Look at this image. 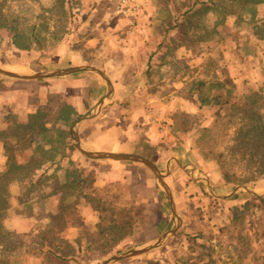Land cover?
I'll return each mask as SVG.
<instances>
[{
	"label": "rangeland",
	"instance_id": "1",
	"mask_svg": "<svg viewBox=\"0 0 264 264\" xmlns=\"http://www.w3.org/2000/svg\"><path fill=\"white\" fill-rule=\"evenodd\" d=\"M116 2L0 0V66L22 72L18 65L43 61L52 68L96 55L94 48H115L119 35L132 43L140 71L129 107L164 111V146L194 164L199 178L211 176L220 197L186 186L177 197L176 234L114 264H264V201L244 190L221 197L237 186L264 191V176L240 184L255 166L253 137L264 130V0H145L137 28L143 35L132 42L118 27ZM10 27L42 47L26 53L7 45ZM150 52H159L158 69L147 73ZM8 80L0 76V185L8 181L0 264H101L173 227L157 183L154 203L142 182L135 202L106 168L96 172L100 160L77 152L66 112L45 109L25 123L4 121ZM56 160L59 167H51ZM10 162L22 168L7 175Z\"/></svg>",
	"mask_w": 264,
	"mask_h": 264
},
{
	"label": "crops",
	"instance_id": "2",
	"mask_svg": "<svg viewBox=\"0 0 264 264\" xmlns=\"http://www.w3.org/2000/svg\"><path fill=\"white\" fill-rule=\"evenodd\" d=\"M116 16L118 27L126 40L132 42V40L142 38V31L137 30L141 18H139L137 26H131L128 17ZM88 41L93 40L89 39ZM124 43L122 36L119 35L115 48L104 49L102 47L101 50L94 48L96 55H92L90 52L91 55L87 53L85 60L66 61L57 68H48L47 63L43 61L40 62V65L20 64L18 66L22 72L61 69L80 65H90L102 71L112 85V96L96 116L79 124L78 137L82 147L88 151L135 155L152 162L161 174L166 173L164 180L170 189L178 214L177 197L184 193L186 186H205L208 192L207 185L196 176L194 164L180 162L178 157L174 156L176 151L171 154L170 147L164 146L168 128L164 111L157 107L153 108V106L137 109L129 107L131 105L129 104L130 99H132V96H128L129 90L137 85L139 79L140 61L138 57L140 52L130 47L132 43L129 45L126 43L124 45ZM158 55L159 52L148 53L144 64L147 73L158 69L155 64ZM110 74H114V76L112 77ZM8 81L10 82L6 83V86L9 88L4 89L3 92L2 107L6 110L4 121L13 118L19 123H25L40 111L51 109L52 111L66 112L67 117L64 120L70 123L69 132L73 121L95 106L106 92L103 80L96 73L88 71L41 80L10 79ZM14 109V112L11 111ZM59 162V160L51 162L50 166L57 168L60 165ZM93 165L97 168L98 174L101 172V168H106L108 177L114 178L118 184L125 185L129 199L135 202L139 201L142 190L139 184L142 182L150 194L147 200L154 203L157 182L153 174L142 164L131 161L100 160ZM187 168H190L189 175L186 172ZM203 179L208 182L212 192L218 196L212 188L215 183L211 176ZM208 194L211 195L209 192ZM169 214L172 216L170 210ZM165 218V215L161 216L164 221H166ZM166 231H163L161 235Z\"/></svg>",
	"mask_w": 264,
	"mask_h": 264
},
{
	"label": "water",
	"instance_id": "3",
	"mask_svg": "<svg viewBox=\"0 0 264 264\" xmlns=\"http://www.w3.org/2000/svg\"><path fill=\"white\" fill-rule=\"evenodd\" d=\"M85 71L96 73L103 80L105 87H106V92L103 95V97L97 102V104L95 106H93L90 110H88L84 114L78 116L73 121V123L71 124L70 134H71L75 149L77 150V152L82 157L87 158V159H91V160L131 161V162L140 163L143 166H145L153 174L154 178L156 179L157 184L162 189V191L165 195V198L168 202L169 210H170V212L174 218L173 227L171 229H169L168 231H166L165 233H163L162 235H160L158 238H156L150 242H147L145 244H142L140 246H136L127 252L120 253V254L114 256L113 258L105 260L101 263V264H114V263H117V262H120V261H123L126 259H130V258L139 256V255H142L144 253H147L148 251H151L157 247L164 245L178 231V229L181 225V219L175 210V206L173 203V199H172L170 189L164 180L166 173L161 174L159 172V170L157 169V167L152 162H150L144 158H141L139 156L124 155V154L109 153V152L88 151L84 147H82L80 140H79V137H78V126H79V124L84 120H87V119H90V118L96 116L100 112V110L103 108L105 103L111 98L112 92H113L112 85H111L110 81L108 80L106 75L102 71H100L99 69H97L93 66H90V65H80V66H72V67L61 68V69L46 70L43 72H35V71L19 72V71L11 70L7 67L0 66V76L5 77V78H9V79H16V80H41V79L67 76V75H71L74 73L85 72ZM200 179L205 182V184L207 185L208 192L213 197H215V198L220 197V196H216L212 192V190L210 189V187L208 185V182L205 179H203V178H200ZM237 190H244L248 194H250L254 197H257V198H260L264 195V192L260 193L258 195L253 194L248 189L247 186H237L230 194L225 195V196H221V197H230Z\"/></svg>",
	"mask_w": 264,
	"mask_h": 264
},
{
	"label": "trees",
	"instance_id": "4",
	"mask_svg": "<svg viewBox=\"0 0 264 264\" xmlns=\"http://www.w3.org/2000/svg\"><path fill=\"white\" fill-rule=\"evenodd\" d=\"M9 33H10V36L8 37L9 39L6 42V43H8L7 45H9V46L12 45L14 48H16L19 51L28 53V52L33 50L32 46L34 44L42 47L40 45L41 42H39V41L37 42V40H35V39L33 41V40L28 39V38H24L22 32L20 30H17V28H15V27H10ZM43 41H45V40H43ZM51 66L57 68V67L61 66V64H55V65L53 64ZM259 132H260L259 136L253 137L255 139L254 141L256 142V145L258 147L256 146L257 149H254L255 151L250 154L251 155L250 158L253 159L255 166H252L249 168V170L251 171V175L240 182V184H242V185H247L249 183L257 182L262 176H264V150H259L261 148L260 142L262 140H264V130H260ZM262 147H263L262 149H264V144L262 145ZM230 149H231V151H233V149L235 150V147L230 148ZM71 150H72V148L70 147V151ZM244 155H245V153L242 154V156H244ZM219 156L223 157V154L220 153ZM216 159H217V163L220 164L221 170L225 172V167L223 166V161H221V159L218 157ZM9 165L10 166H9L8 171H7V175L15 174L18 170H20L22 168L21 166L17 165L14 162H10ZM224 175H225V173H224ZM224 177H227V176L225 175ZM6 181H7V179L4 180L3 182H1V185H0V209H3V210L6 207V199H7L6 197H8V192L6 190V187L8 185V181L7 182ZM234 186H236V184L235 185L233 184V187ZM258 200L260 202H263L264 197H260V198H258ZM0 218H2V214H0Z\"/></svg>",
	"mask_w": 264,
	"mask_h": 264
},
{
	"label": "built area",
	"instance_id": "5",
	"mask_svg": "<svg viewBox=\"0 0 264 264\" xmlns=\"http://www.w3.org/2000/svg\"><path fill=\"white\" fill-rule=\"evenodd\" d=\"M145 5V0H117L115 14L129 18L131 26H136L141 16L140 12Z\"/></svg>",
	"mask_w": 264,
	"mask_h": 264
}]
</instances>
